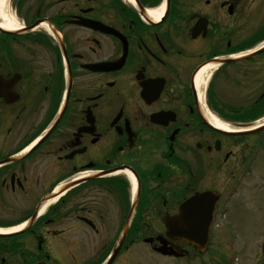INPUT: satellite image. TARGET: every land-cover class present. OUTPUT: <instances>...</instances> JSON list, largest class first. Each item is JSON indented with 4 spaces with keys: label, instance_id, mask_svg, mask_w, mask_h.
<instances>
[{
    "label": "flooded vegetation",
    "instance_id": "obj_1",
    "mask_svg": "<svg viewBox=\"0 0 264 264\" xmlns=\"http://www.w3.org/2000/svg\"><path fill=\"white\" fill-rule=\"evenodd\" d=\"M259 2L10 0L31 32L0 28V224L31 223L0 237V264H210L158 238L196 193H220L215 220L240 204L259 140L211 128L197 82L260 38Z\"/></svg>",
    "mask_w": 264,
    "mask_h": 264
},
{
    "label": "rangeland",
    "instance_id": "obj_2",
    "mask_svg": "<svg viewBox=\"0 0 264 264\" xmlns=\"http://www.w3.org/2000/svg\"><path fill=\"white\" fill-rule=\"evenodd\" d=\"M5 11L8 14L14 15L15 13V9L8 8V5ZM259 15V21L263 22L264 0L259 2ZM226 82L222 88L215 90L219 99L234 108L251 109L254 101L264 90V56L256 58L253 62L244 63L243 74H233L232 78ZM262 119L264 116L259 121ZM262 144L258 161L251 167L252 172L245 177L239 189L240 194L234 196L232 200L240 204L228 214L227 218L219 220L215 226L211 240L213 245L211 253L203 258L206 260L210 257L211 264H227V262L228 264H264V257L260 250L264 236V139ZM254 208L256 213H254ZM2 216L8 218L6 213ZM227 222L233 224L235 234L226 231ZM220 247L224 250L221 251ZM222 256L227 258L226 263L223 262ZM144 262L143 264H147ZM195 264H200V262L196 261Z\"/></svg>",
    "mask_w": 264,
    "mask_h": 264
},
{
    "label": "water",
    "instance_id": "obj_3",
    "mask_svg": "<svg viewBox=\"0 0 264 264\" xmlns=\"http://www.w3.org/2000/svg\"><path fill=\"white\" fill-rule=\"evenodd\" d=\"M264 48L256 51L253 54L245 56V58H250L255 56L259 52L263 51ZM248 125V124H244ZM264 125L258 127L254 130L237 132V133H229L227 134H249L253 132H257L259 130H263ZM208 198V205L206 207H199L198 198L200 197ZM218 197H214L213 192H208L203 195H195L188 201H186L181 207V213L178 218L167 221L168 235L170 238L179 239L181 241H185L189 244H192L198 249L202 251L208 243L209 238V229L213 222V211L215 207V203ZM165 245L161 249V251L165 253H174L171 249H164ZM262 254L264 256V239L261 245Z\"/></svg>",
    "mask_w": 264,
    "mask_h": 264
},
{
    "label": "bare ground",
    "instance_id": "obj_4",
    "mask_svg": "<svg viewBox=\"0 0 264 264\" xmlns=\"http://www.w3.org/2000/svg\"><path fill=\"white\" fill-rule=\"evenodd\" d=\"M8 3H9V0H0V26L2 28H4V29H14V28L17 27V25H18L17 23L18 22H17L16 17L14 15L6 13L5 8H7ZM160 8L161 9L159 10V12H157V13L153 12V15H156L158 19L161 16V14L164 12L165 6L162 5ZM214 67H215V65H213L212 67L207 68L206 72L198 80L197 86H198L200 92H201L202 87L208 81L207 80L208 77H209L208 74L210 75V72H211L210 69H212ZM206 116H207L206 120L209 122L210 127L215 128V129H217L218 131H220L222 133L245 130V128L241 129L237 125L231 124L228 121H224L221 118H218L215 114H213L210 111L206 112ZM262 122H264V119L258 121L255 124L259 125ZM258 156H259V154H258ZM242 172H243V170H242ZM242 172L237 174L236 179L234 180V182L240 177ZM250 172H251V170H250ZM247 175H248V172L242 178L241 183L239 184V188H238L237 194H235V196L240 194V192H239L240 186H242V184L244 182V179H245V177ZM211 191L213 193H216V190H214V189L211 190ZM208 192H210V191H204V192H201V193H196V195H203V194H207ZM56 199L52 200V202H54ZM198 205H199V207H206V205H208V198L203 197V196L198 198ZM17 228H19V227H17ZM0 231H2V229H0Z\"/></svg>",
    "mask_w": 264,
    "mask_h": 264
},
{
    "label": "trees",
    "instance_id": "obj_5",
    "mask_svg": "<svg viewBox=\"0 0 264 264\" xmlns=\"http://www.w3.org/2000/svg\"><path fill=\"white\" fill-rule=\"evenodd\" d=\"M252 107H254V113L246 114V115L245 114L243 115V113L247 111L235 110L236 112H239L242 114V115L235 116V118L253 120V119H257L260 116H262L264 114V94L261 95V97H259V99L255 102V104Z\"/></svg>",
    "mask_w": 264,
    "mask_h": 264
}]
</instances>
